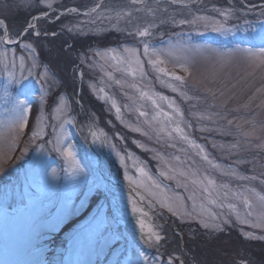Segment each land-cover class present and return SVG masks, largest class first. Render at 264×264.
Wrapping results in <instances>:
<instances>
[{"label":"rangeland","instance_id":"1","mask_svg":"<svg viewBox=\"0 0 264 264\" xmlns=\"http://www.w3.org/2000/svg\"><path fill=\"white\" fill-rule=\"evenodd\" d=\"M98 3L0 0V36L19 37L0 44V264H148L129 236L146 248L157 235L171 262L213 264L190 248L193 230L264 238V0ZM16 99L29 102L23 130L9 127ZM97 159L130 186L131 217L114 220L125 230Z\"/></svg>","mask_w":264,"mask_h":264},{"label":"trees","instance_id":"2","mask_svg":"<svg viewBox=\"0 0 264 264\" xmlns=\"http://www.w3.org/2000/svg\"><path fill=\"white\" fill-rule=\"evenodd\" d=\"M70 98L74 103L71 95ZM219 226L216 236L209 240L206 239L207 234L205 233L200 235L195 230L191 232L194 240L192 244L189 243L190 248L195 251L199 259L213 264H264V238L244 239L238 235L236 228L232 229L231 225L220 223ZM181 228L183 230L182 226ZM156 232L159 230L156 229ZM216 237L219 240L217 244L215 243ZM161 243L164 248L170 250L172 245H166L163 239ZM164 252L162 250V253Z\"/></svg>","mask_w":264,"mask_h":264},{"label":"snow or ice","instance_id":"3","mask_svg":"<svg viewBox=\"0 0 264 264\" xmlns=\"http://www.w3.org/2000/svg\"><path fill=\"white\" fill-rule=\"evenodd\" d=\"M32 2V0H21V3H23L24 5H28ZM48 7H51V5L49 4ZM71 11H75L74 9H72ZM223 14V13H222ZM33 19H37L36 17H33ZM197 19H203L202 17H198ZM181 23H184V21H181ZM3 24V21H0V25ZM35 27V25L29 23L28 24V28H33ZM27 30V29H25ZM213 31H219L220 28L219 27H213L212 29ZM147 30H143L139 32V35L144 36L147 35ZM37 35H39V33H37ZM3 43H15V41L13 39H11L8 35L7 29H5L4 35L0 36V44ZM131 51V50H128ZM147 46H145V52H147ZM259 53H260V63L261 65H264V47H261L259 49ZM160 61H150V63H158ZM186 70V69H185ZM131 71V70H130ZM158 71H163V69H158ZM167 74V73H165ZM176 80H181L182 78L180 76H174L173 77ZM117 83H119V81H117ZM147 95V93L142 92L141 96H145ZM150 98V97H149ZM161 99H166L165 97H161ZM153 103L155 104V101H153ZM28 106H29V102L27 99H16L14 101V107L16 109V111L18 112V117L15 121L12 122V124L9 126L11 130H16V129H20L23 130L25 124H26V113L28 110ZM115 106V105H114ZM140 115H145V113L141 112ZM164 115H167V113H164ZM68 123H71V121H67ZM61 128H63V125H61ZM176 132H182V130L177 126L175 129ZM33 137H37L42 135V129L38 130V131H34L32 133ZM92 135L95 137V133H92ZM184 139H187V137H183ZM63 137L58 138L57 139V145H56V150L60 151L62 153V155H64L66 158L70 159L72 161V165H73V174H77L80 171H82V169L79 168V165L75 159V152L73 151V145L69 144L66 147L63 146ZM189 143H192L191 141H189ZM196 146V145H194ZM199 147V146H196ZM203 151V149H201V152ZM205 160H207V157H204ZM209 163H211L209 161ZM214 167H217L216 165H214ZM138 171L142 174V175H146V173H144L143 169H138ZM162 176H166L165 173H161ZM127 178V177H126ZM167 178V177H166ZM245 177H241V179H244ZM149 179H151V177H149ZM252 179H255V177H252ZM209 183H212V181H209ZM153 184H155V181H153ZM157 188H159V185L156 184L155 185ZM205 191H207V189H205ZM259 200L261 203V206L264 207V195H260L259 196ZM244 204L245 206H249V201L247 198L244 199ZM133 211H136V209L134 208ZM249 215H251L252 213L249 212ZM262 219H264V215L261 216ZM140 223V227L143 230L144 229V224L143 222H139ZM207 226V225H206ZM156 240H159L160 237L157 235ZM149 239H151V236H149ZM147 257H144L145 262L147 261Z\"/></svg>","mask_w":264,"mask_h":264},{"label":"bare ground","instance_id":"4","mask_svg":"<svg viewBox=\"0 0 264 264\" xmlns=\"http://www.w3.org/2000/svg\"><path fill=\"white\" fill-rule=\"evenodd\" d=\"M94 150H95V148H94Z\"/></svg>","mask_w":264,"mask_h":264}]
</instances>
